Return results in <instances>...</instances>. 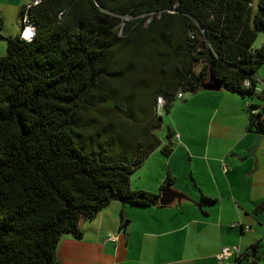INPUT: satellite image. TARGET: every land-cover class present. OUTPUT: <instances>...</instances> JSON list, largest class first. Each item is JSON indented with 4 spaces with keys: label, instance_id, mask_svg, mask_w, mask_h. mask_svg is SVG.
Wrapping results in <instances>:
<instances>
[{
    "label": "trees",
    "instance_id": "obj_1",
    "mask_svg": "<svg viewBox=\"0 0 264 264\" xmlns=\"http://www.w3.org/2000/svg\"><path fill=\"white\" fill-rule=\"evenodd\" d=\"M20 17L33 35L7 37L0 55V264H61L81 218L115 199L158 206L131 177L155 150L172 152L177 135L162 130V144L156 132L179 92L198 91L211 66L226 90L255 94L264 0H39Z\"/></svg>",
    "mask_w": 264,
    "mask_h": 264
},
{
    "label": "crops",
    "instance_id": "obj_2",
    "mask_svg": "<svg viewBox=\"0 0 264 264\" xmlns=\"http://www.w3.org/2000/svg\"><path fill=\"white\" fill-rule=\"evenodd\" d=\"M33 1L0 0L5 27L14 21L16 35L23 38L30 37L24 28H32L21 23L20 10ZM256 41L254 46H261L264 34ZM262 82L264 64L256 73V88ZM250 110L264 118V96L224 87L182 93L169 111L174 120L167 128L177 135L171 138L172 152L164 158L155 150L131 177L133 190L160 196L171 186L177 197L168 205L147 207L111 201L94 218H81L80 239L63 235L57 248L60 263L239 264L234 256L219 262L216 255L224 245H238L242 253L255 243L264 252V210L256 211L264 202V132L249 127ZM159 131L165 144L169 139ZM257 134L262 138L256 158H246ZM242 264H264V257Z\"/></svg>",
    "mask_w": 264,
    "mask_h": 264
},
{
    "label": "water",
    "instance_id": "obj_3",
    "mask_svg": "<svg viewBox=\"0 0 264 264\" xmlns=\"http://www.w3.org/2000/svg\"><path fill=\"white\" fill-rule=\"evenodd\" d=\"M31 33L33 34L34 31L31 30ZM222 87H223L222 81L218 78V76L215 74L212 67L210 66L208 69L207 77L199 85V90L219 91L221 90ZM261 138L262 137L260 134L255 135L252 144L246 149V152H247L246 158H249V157L256 158V152L260 146ZM253 169H255V167ZM177 194L179 193L173 190L171 186L164 187L158 199L159 205L170 204L173 201V199L177 197ZM180 194L183 196H188V195H185L184 193H180ZM187 198L190 199L191 197L190 198L187 197ZM196 205L199 207V204H196Z\"/></svg>",
    "mask_w": 264,
    "mask_h": 264
},
{
    "label": "rangeland",
    "instance_id": "obj_4",
    "mask_svg": "<svg viewBox=\"0 0 264 264\" xmlns=\"http://www.w3.org/2000/svg\"><path fill=\"white\" fill-rule=\"evenodd\" d=\"M254 1V0H253ZM256 9V8H254ZM20 21L22 23V19L20 18ZM12 23H14V21H12ZM12 23H10V29H7V27H5V25L3 26L2 30H1V34H0V55H4L6 54V46H7V37H12V36H16V31L12 25ZM16 23H14L15 25ZM17 28V27H16ZM11 30H14V33H12ZM261 34V33H260ZM259 34V35H260ZM31 36V35H30ZM257 43L259 42V38L258 40L256 41ZM187 94V93H185ZM159 105L162 106V101L160 103V100H159ZM154 107L156 108V106L154 105ZM161 111L162 113V110L160 109L159 112ZM137 116H140L139 112L136 113ZM161 118H162V130L164 131L165 129H167V126L171 123L172 120H174V115L173 114H162L161 115ZM158 135H160V131L158 130L156 132ZM136 173V171H135ZM134 182V181H133Z\"/></svg>",
    "mask_w": 264,
    "mask_h": 264
},
{
    "label": "built area",
    "instance_id": "obj_5",
    "mask_svg": "<svg viewBox=\"0 0 264 264\" xmlns=\"http://www.w3.org/2000/svg\"><path fill=\"white\" fill-rule=\"evenodd\" d=\"M39 0H34L33 2H38ZM25 28H24V32H25ZM29 39V37L27 38ZM262 86L260 88H256L255 86V94L264 96V82H262ZM244 86L248 87L250 86V80L247 79L244 81ZM182 96V94L179 92L177 97L180 98ZM263 123H264V118H263ZM236 226V224H235ZM243 229H248L247 225L243 226ZM111 238H113V235L111 236ZM240 253V249L238 245H224L220 252L216 255V258L219 262L225 261L230 259L232 256H237Z\"/></svg>",
    "mask_w": 264,
    "mask_h": 264
},
{
    "label": "bare ground",
    "instance_id": "obj_6",
    "mask_svg": "<svg viewBox=\"0 0 264 264\" xmlns=\"http://www.w3.org/2000/svg\"><path fill=\"white\" fill-rule=\"evenodd\" d=\"M26 32L30 35H32L31 31H29L28 29L26 30Z\"/></svg>",
    "mask_w": 264,
    "mask_h": 264
},
{
    "label": "clouds",
    "instance_id": "obj_7",
    "mask_svg": "<svg viewBox=\"0 0 264 264\" xmlns=\"http://www.w3.org/2000/svg\"><path fill=\"white\" fill-rule=\"evenodd\" d=\"M30 27H31V28H32V30H33V27H32V26H30ZM32 35H33V34H32ZM32 35H31V36H32ZM31 36H30V37H31ZM30 37H29V38H30ZM26 39H27V38H26Z\"/></svg>",
    "mask_w": 264,
    "mask_h": 264
}]
</instances>
